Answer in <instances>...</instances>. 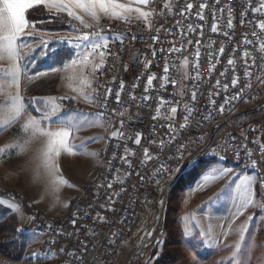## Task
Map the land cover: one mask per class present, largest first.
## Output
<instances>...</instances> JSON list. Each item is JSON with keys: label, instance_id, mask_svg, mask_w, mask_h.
Instances as JSON below:
<instances>
[{"label": "built area", "instance_id": "obj_1", "mask_svg": "<svg viewBox=\"0 0 264 264\" xmlns=\"http://www.w3.org/2000/svg\"><path fill=\"white\" fill-rule=\"evenodd\" d=\"M188 3L194 5L190 11ZM201 3L207 5L202 20ZM261 22L264 0H173L149 25H98L109 38L110 54L92 72L95 109L121 134L106 139L97 183L70 203L67 216L33 227L44 240L42 254L57 249L58 264H117L146 202L164 183L202 164H232L239 172L256 173L264 198V101L245 107L248 99H259L264 83ZM173 46L180 51L174 54ZM107 89L111 96H105ZM161 99L167 102L162 107ZM253 110L255 116L246 115Z\"/></svg>", "mask_w": 264, "mask_h": 264}, {"label": "rangeland", "instance_id": "obj_2", "mask_svg": "<svg viewBox=\"0 0 264 264\" xmlns=\"http://www.w3.org/2000/svg\"><path fill=\"white\" fill-rule=\"evenodd\" d=\"M172 1L149 0L145 6L138 4L137 0H117L133 9L122 13L126 17L122 20L142 25H149L154 15ZM52 4H63L74 13L80 10L71 0H55ZM137 8L150 13L147 19L135 11ZM55 13L41 22L43 28L38 29L37 37L33 31L24 34L34 39L25 42L27 47H23V56L27 69L34 65L52 71L59 69L51 75H41V80H38L48 94L60 99L59 107L48 113L46 103H42L48 99L45 93L26 105L36 107L39 121L53 124L49 126V131L70 130L68 146L76 151L69 153L61 150L58 156L52 157L49 165L44 155L47 137L45 141L37 142L32 161L23 169L15 167L0 171L6 180L5 184H0L2 195L12 197L21 206L30 205L33 208L30 213L0 212V228L15 218L17 232L20 233L23 227L39 224L36 220L38 216L49 221L65 218L70 203L81 195L85 187L97 183L98 174L104 168L102 148L110 136L109 124L95 109L91 89L92 67L97 63L92 58L84 64L83 54L75 53L77 50H72L71 43H59L64 39L59 33L66 35L74 29H86L84 33H87L89 29L96 30L97 26L84 28L76 20H66L64 15ZM39 23L34 21L32 26ZM77 57H80V62L76 65L66 69L62 67ZM46 76L49 80L45 79ZM182 77L185 78V72ZM70 113L92 114V119L87 121L77 115L71 124L56 122L59 117ZM205 177L215 178L206 180ZM169 181L146 202L132 241L117 264H264V198L256 173L239 172L232 164L213 162L207 164L204 170L186 171L167 190ZM242 182L247 183L251 190V203L246 208ZM14 194L18 195L17 198L13 197ZM159 213H162V221L158 232ZM145 241L148 242L145 248L135 254ZM16 242L19 257L28 262L13 263L0 259V264H58L57 249L51 256L42 254L40 247L43 239L35 232L20 234Z\"/></svg>", "mask_w": 264, "mask_h": 264}, {"label": "snow or ice", "instance_id": "obj_3", "mask_svg": "<svg viewBox=\"0 0 264 264\" xmlns=\"http://www.w3.org/2000/svg\"><path fill=\"white\" fill-rule=\"evenodd\" d=\"M55 0H0V58H2L4 55H6L10 60L19 61L20 55H19V49L23 47H27V44L24 42V32L25 29L29 28V22L26 19L25 12L34 5L37 4H49L54 3ZM71 2L75 5L76 8H79L86 14H88L93 21L96 23H99V13H103L105 16H109L111 18L116 19H125L126 17L122 16V13L133 11L131 8L125 7L123 4L118 3L117 0H71ZM138 4L141 5H148L149 0H137ZM58 7H63L64 10L67 12L68 16L76 21H79L80 25L84 28H92L93 25L85 22V20L80 16L74 13L70 8L64 6L63 4H57ZM206 4L201 3L200 9L201 12L197 13L199 18L202 20V10L206 7ZM194 7L193 4L188 3L186 5L187 10H191ZM135 11L140 12V15L143 16L145 19L150 15L148 12H141L139 8L135 9ZM256 11H259V9H256ZM181 15H184V11L181 10ZM228 26L231 27V20L228 22ZM261 29H264V22L259 23L258 25ZM34 31V27L31 29ZM110 31V29H109ZM212 31L216 32L217 28L214 24L212 27ZM132 39H136L135 37H131ZM114 42H120L123 43V39L120 37H112L111 38ZM154 42L158 40V37L153 38ZM82 41V43H80ZM59 43H71V41H59ZM191 43V42H189ZM77 46L80 47L83 50V63L87 64L91 61L93 56H98L99 63L93 64L92 70L98 71L100 67L103 66L106 55L110 54L107 50L109 48V38L103 35V28L99 30H93L91 32L87 33H81L78 36ZM171 51L175 54L176 52L180 51L179 48L173 46ZM221 53L223 52V48L220 49ZM153 55H155V52H153ZM197 60L199 58V51L196 53ZM245 57H247V53H245ZM78 62H80V57H77L76 59H72L71 61L65 63L62 67L68 68L69 66H74ZM229 64H232L233 61L229 60ZM59 69H53V71H56ZM165 73L168 71L167 64L164 68ZM19 66L17 64H14L11 69L5 70L3 72H0V76L7 77L10 76L12 82H15L17 85L19 83ZM250 75V74H249ZM154 76H149L147 80V84L149 86L152 85V82L154 80ZM237 80L232 81V85L235 86ZM219 84V82H217ZM227 87V86H225ZM121 88H123V84H121ZM145 91H148V88H145ZM112 92L111 89H107L105 91V96H111ZM193 98H195V92H193ZM85 99H91L90 97H85ZM147 99V97H145ZM116 102H120V94H116ZM46 103V107L48 105H51V110L54 112L56 110V104L54 101L52 102H42ZM167 103L163 99L160 101L161 107ZM12 104L16 107L17 112L21 110V101L20 97L17 93L15 97L12 99ZM104 106L103 104L101 105ZM222 110V109H221ZM177 111V108L173 107L171 108V112L175 113ZM80 116L82 119H85L87 121H90L92 119V114H86V113H70L66 114L64 117H59L56 122L59 123H69L71 124L72 119L75 118V116ZM102 116V113L100 114ZM185 119L187 120L188 117L186 116ZM34 125H39V121H31ZM49 123H52V121H49ZM123 122H121L122 125ZM183 126V125H182ZM172 126L169 125V128ZM3 130V129H0ZM43 135H46L48 139L47 143V151L45 152L46 157V163L51 165V159L52 157L58 156L61 152V150L68 151L69 153H72L76 150L69 148L68 141L69 137L71 135L70 130L68 129H62L59 131H49L42 133ZM121 133L119 130H114L112 132L113 137H118ZM95 142V141H93ZM136 144L140 143V138L138 137L135 141ZM161 146H163V141H161ZM262 152H264V145L261 146ZM94 155V154H93ZM251 155V153H249ZM145 156L147 157V149H145ZM253 164H255V161H253ZM209 178H215V177H205V179ZM62 183H66V181H61ZM244 183L245 191L243 193V196L245 198V208L251 203V190L248 188L247 183ZM111 187V185H108ZM240 213H238L239 215ZM251 219V218H249ZM75 223V221H73Z\"/></svg>", "mask_w": 264, "mask_h": 264}, {"label": "crops", "instance_id": "obj_4", "mask_svg": "<svg viewBox=\"0 0 264 264\" xmlns=\"http://www.w3.org/2000/svg\"><path fill=\"white\" fill-rule=\"evenodd\" d=\"M35 7H42L44 10V14H56L60 13L64 15L63 18L66 20H71L67 14V12L62 9V7L56 6V4H37L33 7H30L28 10L35 8ZM27 10V11H28ZM25 12V16L27 14ZM76 13L80 15L85 22L92 24L93 27L98 26L105 20H109L111 22H124L125 20L116 19V18H106L104 14L97 13L99 16V23H96L91 19V17L86 14L85 12L79 10ZM43 13V12H42ZM40 13V15H42ZM43 14V15H44ZM59 15V14H57ZM61 15V16H62ZM27 19V17H26ZM29 22V21H28ZM129 22V21H125ZM77 24H80L77 21ZM32 23H29V28L25 29L24 34L31 29ZM33 34L35 37L39 35L37 31H39L37 27H34ZM86 29H74L70 30L66 35L59 33L63 39V41H71L72 50L76 51L75 53H82L83 50L77 46L78 36L81 33H84ZM23 34V35H24ZM57 36V35H56ZM34 39L32 36H25L24 35V42H31ZM62 41V40H60ZM82 43V41L80 42ZM20 59L19 61L10 60L6 55L0 58V72L5 70L11 69L14 64L19 66V83L18 85L15 82H12L11 77H3L0 76V171L8 170L9 168L21 167L22 169L28 165L32 161V154L34 153L35 145L39 140L45 141L47 139L46 135L42 133L49 132V126H53V124H45L38 119V111L36 110L35 106H27L26 103L28 101L35 102L39 95L45 93L48 97L46 102L54 101L56 104V108L59 107V98L52 96V94H48L46 90L41 87V84L38 80H41V75H51L52 69L48 68H41L39 66H33L27 69L25 66L24 60V52L23 48L19 49ZM95 63H99L98 56H93ZM28 79V82L26 80ZM45 79L49 80V77L46 76ZM92 89V88H91ZM28 91V92H27ZM19 95L21 101V110L17 112L16 107L12 104V99L16 95ZM48 113H53L51 110V105L49 104L48 107H45ZM39 121V125H34L31 121ZM112 131L109 132L111 134ZM38 147V146H37ZM104 147V146H103ZM103 149V148H102ZM23 166V167H22ZM26 171V170H25ZM24 171V172H25ZM1 173V172H0ZM2 174V173H1ZM0 174V184H5L6 180ZM6 177L8 175L6 174ZM2 191L0 190V212L2 213H25L26 211L23 209V206L19 205L16 201L7 196H1ZM25 196V195H24ZM17 198V196H13ZM30 206V205H29ZM31 207V206H30ZM33 210V208H32ZM27 213H30L29 211ZM46 219V218H44ZM20 230V229H19Z\"/></svg>", "mask_w": 264, "mask_h": 264}, {"label": "trees", "instance_id": "obj_5", "mask_svg": "<svg viewBox=\"0 0 264 264\" xmlns=\"http://www.w3.org/2000/svg\"><path fill=\"white\" fill-rule=\"evenodd\" d=\"M43 10L44 9L42 7H35V8L28 10L26 14V17L29 23H33L34 21L40 22L38 25L34 26L39 29L43 28L42 26L43 24H41V22L48 20L49 18L47 14H44ZM42 12L44 15H40V13ZM262 101H264V83L260 86V89H259V99H256V98L248 99L245 102V107L246 108L255 107L257 104H259ZM252 116H255V115H252ZM206 167H207V164H203V165L197 166L194 169L204 170ZM194 169H191V170H194ZM183 174H185V172ZM23 209L26 211L25 213H27L28 211L33 212L32 208L27 205L23 206ZM14 219H13V222L10 221L9 224L7 223L2 228H0V259L5 260V261H10L13 263L28 262L27 259H21L19 257L20 252L16 250V247H17L16 240L18 239L20 234L25 233V232H21V233L17 232V228H16L17 221L16 219L15 220ZM36 220L43 221L44 217L38 216Z\"/></svg>", "mask_w": 264, "mask_h": 264}, {"label": "water", "instance_id": "obj_6", "mask_svg": "<svg viewBox=\"0 0 264 264\" xmlns=\"http://www.w3.org/2000/svg\"><path fill=\"white\" fill-rule=\"evenodd\" d=\"M129 34H130V33H127V35H129ZM257 112H258V110H253V111L248 112L246 115L255 114V113H257ZM175 180H176V178L173 179V180L170 182V184H169L168 187H171V186L173 185V183L175 182ZM161 215H162V214H160V219H162V216H161ZM158 230H159V228H158ZM146 245H147V243H142L141 246L135 251V254H137L138 252L142 251V250L145 248Z\"/></svg>", "mask_w": 264, "mask_h": 264}]
</instances>
